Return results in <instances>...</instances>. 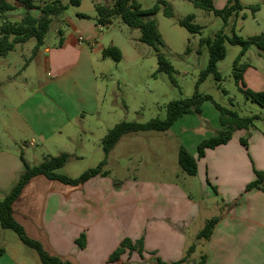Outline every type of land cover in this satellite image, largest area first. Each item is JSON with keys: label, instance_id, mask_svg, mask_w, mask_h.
I'll return each mask as SVG.
<instances>
[{"label": "crops", "instance_id": "1", "mask_svg": "<svg viewBox=\"0 0 264 264\" xmlns=\"http://www.w3.org/2000/svg\"><path fill=\"white\" fill-rule=\"evenodd\" d=\"M212 1L220 10L229 0ZM114 2L96 0L92 14L78 12L66 18L72 32L65 35L59 25L62 43H45V38L18 79L13 74L0 79V113L5 115L6 132L0 137V197L18 183L25 162L36 166L63 153L72 155V160L104 158L101 143L113 127L106 124V96H101L97 65L109 59L103 58L105 48L120 46L96 41L104 39L96 5ZM240 3L246 9L236 26L239 19L248 18L249 6L260 4L261 9L251 15L264 34V0ZM244 13L247 16L242 19ZM243 64L244 84L240 85L264 92V57ZM205 133L195 140L196 152L187 148L198 164L196 176L182 175L188 186L170 178L121 179L106 168L108 176L99 175L79 186L37 176L15 203L14 218L51 255L73 264H110L109 257L126 238L142 240L143 254L127 250L114 264H158L157 259L173 264L182 261L191 246H196L194 252L181 264H201L203 255L205 264H264V190L246 191L256 171L264 172V130L256 123L236 130L228 144L199 158V144L214 136L207 138ZM126 136L105 167L111 166ZM215 216H220V222L210 239L198 241L206 222ZM82 234L86 241L81 248L77 240ZM3 243L0 264H25L17 258L19 248L6 240Z\"/></svg>", "mask_w": 264, "mask_h": 264}, {"label": "rangeland", "instance_id": "2", "mask_svg": "<svg viewBox=\"0 0 264 264\" xmlns=\"http://www.w3.org/2000/svg\"><path fill=\"white\" fill-rule=\"evenodd\" d=\"M6 1L15 5L16 8L6 13L5 17L0 14V28L4 18L13 23L19 22L29 11L23 5H16V0ZM34 1L36 5H42L52 0ZM61 1L67 6V9L58 18L61 22L54 21L46 35L45 43H60L59 25H63L61 29L65 35L72 32V28L66 22V18L69 16H75L78 12L92 14L95 11L96 0H83L81 7L71 6L70 0ZM100 1L103 4L114 2V0ZM136 1L143 9H152L159 0ZM162 1L169 3L173 17H166L164 6H161L160 11L153 18L162 39V44L159 45L160 52L174 68L172 75L159 72L157 53L152 47L140 42L141 32L139 30L131 29L118 18H115L108 28L103 27L100 30L104 39L101 40L97 37L96 41L104 43L105 46L114 42L120 46L118 48L122 52L120 62L107 59L104 60V64L97 65V70L101 74V96H106L104 104L106 106V124L112 128L122 121L146 123L156 117L165 119L168 103L191 98L196 91L201 95L211 96L212 100L204 102L201 115H184L168 132L129 134L125 138L126 141L116 150L111 166L105 168L121 179L129 178V176L170 178L187 185L182 177L187 174L182 172L178 163V148L184 144L186 148L194 149L196 152V139L203 138L205 132L207 138L219 132L220 112L216 108V104L234 110L243 117L261 116V119L255 122L261 130H264V109L248 100L241 90V85L239 86L236 82L234 61L240 54V46L226 43L227 56L218 63V70L222 76L221 81H217L212 74H209L204 81H200L202 73L208 67L210 58L207 46L201 45V39L214 37L224 26L222 18L212 12L197 8L194 5L195 0ZM30 12L37 17L40 15L39 10ZM247 13L248 18L244 21L239 19L236 26L237 35L243 38L263 32L262 27L253 19L250 11ZM188 15L195 16L193 24L201 28L200 33H190L180 26V21ZM147 19L145 18V20ZM233 21L234 19H231V23ZM229 35L231 36V34ZM35 45L36 41L31 39L25 44L17 45L15 50L6 57H0V79H5L8 74H13L18 79L31 61ZM259 56L264 57V53L256 47H251L241 64L244 62L255 63ZM109 110L111 111L109 112ZM4 120L5 115L0 113L1 138L6 135L3 130ZM14 134L16 135V133ZM20 146L24 147L23 144ZM102 160L103 156L83 160L74 159L57 172L70 178H77L85 171L96 168ZM124 160L127 161V165L123 164ZM1 199L3 198L0 197ZM0 233H3L0 237L1 248L6 240L10 246L20 249L21 254L17 255L19 261L25 264H42L37 250L25 245L15 231L4 229L1 222Z\"/></svg>", "mask_w": 264, "mask_h": 264}, {"label": "trees", "instance_id": "3", "mask_svg": "<svg viewBox=\"0 0 264 264\" xmlns=\"http://www.w3.org/2000/svg\"><path fill=\"white\" fill-rule=\"evenodd\" d=\"M20 5L25 6L29 11L19 22H10L4 18L0 28V57H6L13 52L17 45L25 44L31 39L36 41L33 50V56L37 53L40 47L44 44L46 35L55 20L67 9L61 0H52L45 2L42 5H36L34 0H16ZM72 6H79L81 0H70ZM194 5L197 8L204 9L208 12L214 13L216 16L222 18L224 22L223 28L218 31L214 37L201 39V45H205L209 51V64L207 69L202 73L200 81L212 74L217 81L222 80L221 73L218 70V63L224 60L227 56L226 43L237 45L241 47L240 54L234 61V76L236 82L244 84L243 72L246 69L245 64H241V58L251 47H256L258 50L264 52V34L254 35L248 38H243L236 33V19L240 17L246 7H244L240 0H229L223 9H216L212 0H195ZM164 6V14L166 17H173V11L168 2L159 0L152 9H143L136 0H115L112 6L97 4V24L102 27H107L112 24L113 19L120 18L131 29H137L141 32L140 42L152 47L156 53L159 64V72H166L172 75L174 68L167 58L160 52L159 45L162 44L161 35L158 30L157 23L153 18ZM15 5L8 3L6 0H0V14L5 17V14L13 11ZM252 15L256 14L261 5L256 4L247 8ZM39 10L40 15L34 16L30 11ZM246 14L242 15V19L246 18ZM80 17L88 18L87 15L80 14ZM145 18H148L145 20ZM194 15H188L180 21V26L187 29L190 33H200L201 28L193 24ZM231 19L234 21L231 23ZM62 34V31H59ZM231 34V36L229 35ZM62 43V40L60 41ZM103 58H109L115 62H120L122 59V52L117 46H110L103 50ZM241 90L246 98L264 109V92H255L246 89L245 85H241ZM212 100L209 95H201L197 91L191 97L183 100L172 101L166 107V117L161 119L159 117L153 118L146 123L126 122L122 121L116 124L102 140V149L104 158L96 167L85 171L77 178H70L66 175L59 174L57 171L65 167L73 158L72 155L63 153L56 157H47L41 164L31 166L25 161V170L21 174L18 183L13 187L11 192L0 201V222L4 229H10L17 233L21 241L37 250L42 264H73L70 261L64 260L59 256L51 255L38 241L31 239L25 228L14 218L13 208L17 200L20 198L24 188L30 181L37 176H45L50 180H56L70 186H79L89 181L90 179L101 176H108V172L104 171L107 165L108 157L114 150L116 145L122 138L129 134H139L146 132H166L184 115L198 114L201 115L202 106L205 101ZM216 108L220 112L219 123L221 130L209 139L203 140L198 146V156L202 158L206 151L215 149L219 146L228 144L236 130L248 129L253 127L255 122L261 119V116H240L236 111L224 108L216 104ZM243 145H247L246 140H241ZM178 163L182 170L189 176H196L198 172L197 159L185 147H180L178 153ZM254 189L264 190V172L256 171V179L247 185L246 191ZM220 222V216H215L209 219L203 229L198 234V241L209 240L212 236L216 226ZM85 235L82 234L77 240V243L82 248L85 246ZM196 246H191L187 252V256L179 262L173 264H181L184 262L195 250ZM129 250L131 253L137 251L143 254V241L137 240L133 242L130 238L122 241L120 246L109 257V263L114 264L118 262L121 256ZM3 251H0V254ZM158 264H166L160 259H157ZM206 263V256H202L201 264Z\"/></svg>", "mask_w": 264, "mask_h": 264}, {"label": "built area", "instance_id": "4", "mask_svg": "<svg viewBox=\"0 0 264 264\" xmlns=\"http://www.w3.org/2000/svg\"><path fill=\"white\" fill-rule=\"evenodd\" d=\"M80 43H84V39L83 38L80 39Z\"/></svg>", "mask_w": 264, "mask_h": 264}]
</instances>
